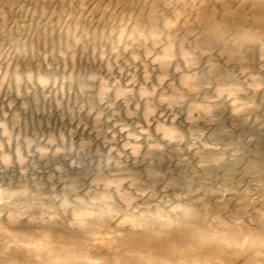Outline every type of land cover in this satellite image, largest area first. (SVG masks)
<instances>
[{
    "label": "clouds",
    "instance_id": "9594fccd",
    "mask_svg": "<svg viewBox=\"0 0 264 264\" xmlns=\"http://www.w3.org/2000/svg\"><path fill=\"white\" fill-rule=\"evenodd\" d=\"M242 2L257 10L258 19L212 25L203 38L173 30L162 14L100 33L73 27L46 40L39 29L0 37V95L11 108L19 101L31 109L36 134L50 137L43 145L26 138L27 155L17 143L20 176L28 178L25 165L36 154L63 157L38 173L60 195L4 201L0 218L25 217L26 230L56 232L83 214L84 235L94 237L135 217L151 224L141 232L145 251L159 255L162 239L174 232L193 241L170 250L166 264H264V177L246 162L258 141L242 135L256 126L264 130V0ZM165 55L170 60L162 63ZM225 73L230 79L222 78ZM3 117L0 128L10 145L8 112ZM153 151L179 155L171 164L165 160L156 181L140 162L142 153ZM2 159L13 164L8 153ZM8 188L30 191L25 182ZM37 213L47 220L28 224ZM213 234L229 243L201 239ZM92 247V239L78 247L80 264H128L126 254H90ZM9 248L0 252L3 264H54L52 254Z\"/></svg>",
    "mask_w": 264,
    "mask_h": 264
},
{
    "label": "bare ground",
    "instance_id": "6f19581e",
    "mask_svg": "<svg viewBox=\"0 0 264 264\" xmlns=\"http://www.w3.org/2000/svg\"><path fill=\"white\" fill-rule=\"evenodd\" d=\"M256 12L257 10L251 4H245L242 0H0V37L5 34L19 36L21 33L27 34L29 30L39 29L46 40L50 36L59 37L64 34L62 30L73 27L86 29L90 33H100L105 29L116 27L122 22L151 21L160 18L162 14L164 18H167L173 30L184 28L203 38L212 25H216L217 28L230 26L242 19L249 18V16L256 20L258 19ZM160 60L162 63H167L170 57L165 55L160 57ZM198 74L205 75L206 71H198ZM147 75L145 67V77ZM222 78L230 79V76L225 73ZM181 84L183 85V80ZM120 92L126 94V89H120ZM11 107V104L8 106V99L4 98L0 101V120L5 118L3 117L4 112H8L7 123L16 112L19 114L25 112L19 101L16 102L14 108ZM135 107L139 109L140 104L137 103ZM125 108L131 112V106L127 103H125ZM30 110L28 111L30 112ZM213 115L216 113L214 112ZM8 130L11 133V127H8ZM3 131L4 129L0 128V168L5 167L8 163L7 160L2 159L4 153H8L9 157L13 159V164L6 168L16 172L15 174L23 180L22 182H28L27 186L32 193L28 189H23L20 192L19 190H10L8 187L16 188L20 183L16 184V180L7 182L5 178H0V205L4 201H23L29 195L39 197L60 195L59 190L53 193L51 185L39 177L40 170L37 172L30 170L31 174L27 179L20 176V165L15 162L16 149H6L7 137L3 136ZM242 135L257 137V146L248 151L246 162L257 176L264 177V130H260L259 126H256L243 132ZM49 138L46 136L43 140L38 139L36 142L43 145ZM233 143L236 141L233 140ZM232 150L234 149H230V151ZM21 151L27 155L26 148ZM38 156L39 154H36L35 157L30 158L25 167H29L31 161L36 160ZM178 158V154L165 156L153 151L147 154L142 153L140 162L147 165V172L156 181L159 180V176L156 174L164 171L162 165L165 160L171 164L173 159ZM43 159L54 160L63 159V157H52L49 154ZM83 163L87 164L85 161ZM130 174L133 178H139L134 172H130ZM32 176H36V179H31ZM72 187H78V184L73 182ZM24 219L25 217H15L14 219L9 217L7 220L0 218V252L5 246L10 245L9 250L15 249L17 253L52 254L55 258L54 264H80L78 247L85 240L92 239L94 247L89 249L90 254L103 249L113 254H126L128 264H166L164 256L170 250L180 251L193 242L185 233L174 232L162 239L158 255L153 248L144 250L145 242L142 240L141 232L151 227L150 222L137 220L135 217L121 219L115 227L109 226L98 230L94 237L84 235L88 219L83 214H76L74 220L68 221L67 231L56 232L44 231L39 228L32 231L26 230L21 227ZM159 219L163 224L169 223L163 216H160ZM45 220L47 217L40 216L39 213L27 218L30 225L42 224ZM201 239H221L225 243H229L222 234H213L210 237L204 235ZM57 249L67 250L66 254L58 253ZM3 259L0 256V264H3ZM13 264H27V261L14 259ZM37 264H41V262L38 261Z\"/></svg>",
    "mask_w": 264,
    "mask_h": 264
},
{
    "label": "rangeland",
    "instance_id": "374dc122",
    "mask_svg": "<svg viewBox=\"0 0 264 264\" xmlns=\"http://www.w3.org/2000/svg\"><path fill=\"white\" fill-rule=\"evenodd\" d=\"M4 99V95H0V101H2ZM27 113V114H25ZM8 127H11V136H12V143L10 145H8L6 143V149L8 150H12V149H16L17 147V143H19L20 145V149L22 150L23 148H26V143H25V139H32L37 141L38 139H40V137L36 134V128L34 126L33 123V113L30 110L29 111H25L22 114H19V116H15L12 115L8 121ZM20 136V140L19 142L16 140V137ZM30 137V138H29ZM3 149V147H2ZM74 156V154H73ZM37 159L34 161H31L30 166L27 167L29 169V173L28 175L30 176V170L31 172H37V171H45V170H49L50 167H52L56 162H58L61 159H54V160H44L43 158L40 157V155L38 157H36ZM81 159L83 160V153L81 154ZM85 162H87V160H83ZM49 168V169H48ZM35 170V171H34ZM16 172L14 171H9L6 166L0 168V175H2V179L5 178V180L7 182L9 181H13L16 180V184L21 183L23 180L21 178H19L16 174ZM4 180V181H5ZM28 183V182H26ZM21 190H19L20 192Z\"/></svg>",
    "mask_w": 264,
    "mask_h": 264
}]
</instances>
